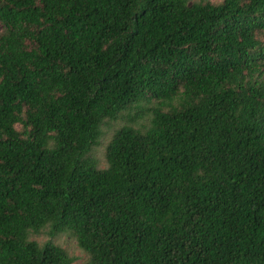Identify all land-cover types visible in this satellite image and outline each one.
I'll return each instance as SVG.
<instances>
[{
  "label": "trees",
  "instance_id": "trees-1",
  "mask_svg": "<svg viewBox=\"0 0 264 264\" xmlns=\"http://www.w3.org/2000/svg\"><path fill=\"white\" fill-rule=\"evenodd\" d=\"M0 28V264H73L47 228L89 264H264V0H0Z\"/></svg>",
  "mask_w": 264,
  "mask_h": 264
},
{
  "label": "rangeland",
  "instance_id": "rangeland-1",
  "mask_svg": "<svg viewBox=\"0 0 264 264\" xmlns=\"http://www.w3.org/2000/svg\"><path fill=\"white\" fill-rule=\"evenodd\" d=\"M193 1H200V0H193ZM210 1L216 3V2H220L221 0H210ZM144 107L147 106L144 104ZM134 113L135 112L133 111V114ZM125 123H126L125 119L122 120L119 119L117 121H108L103 125L102 127L103 135L101 138L100 145L94 148L91 152V155L98 160L100 169H104L107 167L106 159H105L107 144L112 139L114 132ZM141 123H143V121H140L138 124L135 125V127H138L139 124ZM32 240H35L40 245H43L47 241H52L56 245H59L60 247L67 250L68 254L74 258L73 264H89L88 263L89 259L87 254L84 253L78 247L75 240L69 234H58L52 237L49 233V228H47L43 230L40 234L33 235Z\"/></svg>",
  "mask_w": 264,
  "mask_h": 264
}]
</instances>
